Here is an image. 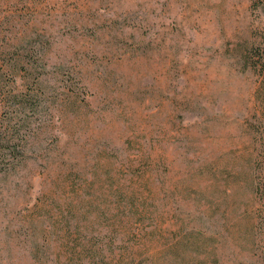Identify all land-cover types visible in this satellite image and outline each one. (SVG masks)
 <instances>
[{
    "label": "rangeland",
    "instance_id": "obj_1",
    "mask_svg": "<svg viewBox=\"0 0 264 264\" xmlns=\"http://www.w3.org/2000/svg\"><path fill=\"white\" fill-rule=\"evenodd\" d=\"M263 0H0V264H248Z\"/></svg>",
    "mask_w": 264,
    "mask_h": 264
},
{
    "label": "trees",
    "instance_id": "obj_2",
    "mask_svg": "<svg viewBox=\"0 0 264 264\" xmlns=\"http://www.w3.org/2000/svg\"><path fill=\"white\" fill-rule=\"evenodd\" d=\"M254 191L256 195L255 218L251 233L253 259L248 264H264V152L260 159ZM83 250L84 254H82L83 257L79 264H98L104 262L103 249L84 244Z\"/></svg>",
    "mask_w": 264,
    "mask_h": 264
}]
</instances>
